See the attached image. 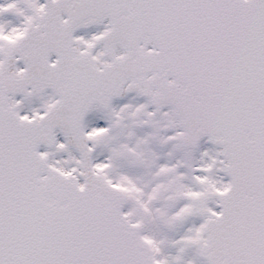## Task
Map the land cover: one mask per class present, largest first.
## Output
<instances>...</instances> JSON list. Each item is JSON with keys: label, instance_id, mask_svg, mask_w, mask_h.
I'll return each instance as SVG.
<instances>
[{"label": "snow or ice", "instance_id": "1", "mask_svg": "<svg viewBox=\"0 0 264 264\" xmlns=\"http://www.w3.org/2000/svg\"><path fill=\"white\" fill-rule=\"evenodd\" d=\"M0 264H264V0H0Z\"/></svg>", "mask_w": 264, "mask_h": 264}]
</instances>
